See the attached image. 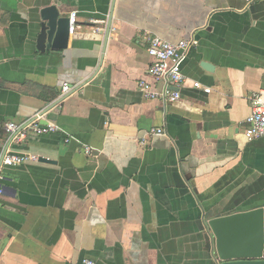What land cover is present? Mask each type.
<instances>
[{
	"label": "crops",
	"instance_id": "0c3cea01",
	"mask_svg": "<svg viewBox=\"0 0 264 264\" xmlns=\"http://www.w3.org/2000/svg\"><path fill=\"white\" fill-rule=\"evenodd\" d=\"M154 36L190 43L175 102L140 87ZM261 89L264 0H0V151L55 127L0 172V264H264L222 260L209 225L264 207Z\"/></svg>",
	"mask_w": 264,
	"mask_h": 264
},
{
	"label": "built area",
	"instance_id": "2783aa9c",
	"mask_svg": "<svg viewBox=\"0 0 264 264\" xmlns=\"http://www.w3.org/2000/svg\"><path fill=\"white\" fill-rule=\"evenodd\" d=\"M247 1L251 2L252 0ZM189 46L190 43L185 39L177 42L169 41L159 36H154L150 39L149 45L146 48L152 57L148 72L157 80H161L162 85L159 89H156L148 81L141 80L140 87L147 97H162L169 102H175L180 99V88L185 80V75L182 71V60ZM70 90L71 86L65 83L63 85L64 93L67 94ZM251 104V113L247 118L250 131L255 138L264 137V89L252 94ZM41 118L42 115L38 114L22 125H11L12 141L0 151V172L5 166L24 161L22 155L12 150V143L24 141L32 130L44 133L55 128L54 126H42ZM160 133H163V129L154 128L151 130V134ZM84 261L86 264H92L89 259H85Z\"/></svg>",
	"mask_w": 264,
	"mask_h": 264
},
{
	"label": "water",
	"instance_id": "95a60500",
	"mask_svg": "<svg viewBox=\"0 0 264 264\" xmlns=\"http://www.w3.org/2000/svg\"><path fill=\"white\" fill-rule=\"evenodd\" d=\"M68 33L69 20L60 18L55 46H65ZM46 37V26H43L39 48H44ZM209 225L216 238L217 253L222 260L263 256L264 207L215 217L210 220Z\"/></svg>",
	"mask_w": 264,
	"mask_h": 264
}]
</instances>
